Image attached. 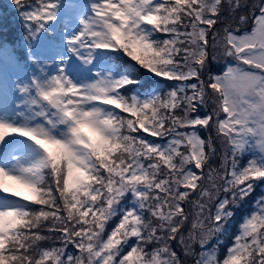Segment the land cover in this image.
Returning a JSON list of instances; mask_svg holds the SVG:
<instances>
[{
    "label": "snow or ice",
    "instance_id": "snow-or-ice-1",
    "mask_svg": "<svg viewBox=\"0 0 264 264\" xmlns=\"http://www.w3.org/2000/svg\"><path fill=\"white\" fill-rule=\"evenodd\" d=\"M12 2L30 49L69 19L0 104V264H264V194L219 254L264 188V0Z\"/></svg>",
    "mask_w": 264,
    "mask_h": 264
},
{
    "label": "trees",
    "instance_id": "trees-1",
    "mask_svg": "<svg viewBox=\"0 0 264 264\" xmlns=\"http://www.w3.org/2000/svg\"><path fill=\"white\" fill-rule=\"evenodd\" d=\"M78 0H70V2L72 3H78ZM69 16H64L60 23L58 25H56L57 29L56 31H58L57 34L61 33L65 20L63 19H68ZM232 20V23H235V20L233 18H230ZM246 26V28L250 27V21L249 24L247 25H243ZM56 34V35H57ZM26 35L25 30L22 26V21L20 19L19 13L16 10L12 0H0V42H3L5 44L6 47L8 48H15L16 51L18 53H23L24 54V58L27 59V55H28V50L30 49L28 46L27 41L24 39V36ZM55 35V39L57 40L58 38ZM46 36H50L51 38H53V34L49 33L46 34ZM45 40L40 41L39 43L44 44ZM39 43H35L34 42V48H32L31 50L38 48V46L36 44ZM27 51V53H26ZM23 58V60H24ZM221 67H216L215 65H210V71L216 73L220 70ZM163 86V85H161ZM200 114L202 115L203 113L200 112ZM200 135L202 137H204L205 139L208 138L209 133L201 130ZM218 150H219V145H216ZM218 163V158H214L212 160V165H217ZM241 163H243V161H241ZM261 194H264V188H261L260 186H257L256 190L252 193V195L250 197L247 198V200L244 201V203L241 205V207L239 209H234L235 215L233 216V218L229 221L228 223V229L226 230L225 234H224V244L220 247L219 249V254L221 257H223L225 249L227 248V246L231 243L232 237L237 233L238 230V226L241 223V219L242 217L247 214L248 212L251 211V206L253 201L256 200V198L258 196H260ZM222 198V196H221ZM192 199H196V196L193 195ZM190 204H185V210L187 211V207H189ZM215 205H213L211 207V211L214 212L215 210L213 209ZM191 220V219H190ZM187 228V226L185 227ZM43 247H48L50 246V242H43L42 243ZM151 247V246H150ZM173 247H176L175 242H173ZM200 249V248H199ZM69 251H74L73 249H71V247H69ZM180 261L181 264H190L191 261L194 260V257H186L184 255V253L180 252Z\"/></svg>",
    "mask_w": 264,
    "mask_h": 264
},
{
    "label": "rangeland",
    "instance_id": "rangeland-1",
    "mask_svg": "<svg viewBox=\"0 0 264 264\" xmlns=\"http://www.w3.org/2000/svg\"><path fill=\"white\" fill-rule=\"evenodd\" d=\"M237 25L235 23H232V27H236ZM240 29L241 31H246L248 30V28H246V26H243V25H240ZM50 52L49 51L47 53V56L46 57H49L50 55ZM11 63V62H10ZM10 63H7V64H4V63H0V104H4L6 102H10L14 97L12 95V91L14 90L15 88V84L17 82L18 79L22 80L23 78L25 79L26 77L24 76V71L22 70V73H21V76L20 78H17L15 75H13V79H11V77L9 78V74L8 72L5 70V66L10 64ZM12 63H15V62H12ZM50 63V62H49ZM212 65H215L216 67H221L222 64H218V63H214ZM27 70V68L25 69ZM29 75L27 76H30L33 72V68L29 70ZM201 112L203 113V109H201ZM219 145V144H218ZM219 165V159H218V163L216 166ZM215 166V165H213ZM215 205V201L212 202L210 205H209V208L211 209V207ZM213 209L215 210V206L213 207ZM207 209H206V213H207ZM187 212L189 213V217L191 219V214H192V206L190 205L189 207H187ZM227 229H228V226H227ZM188 231V228H185L184 229V232L185 234L187 233ZM223 240H224V237H223ZM216 243V240L213 239L211 241V243L208 245L209 248L212 247L213 244ZM175 245L176 247H173V242L171 244V247L172 249L176 252L177 256L180 258V252L181 253H184L183 252V249L181 247L180 244H178L177 242H175ZM201 251V249H199V246H195V252L199 253ZM187 257V256H186ZM190 264H194V260L190 262Z\"/></svg>",
    "mask_w": 264,
    "mask_h": 264
}]
</instances>
